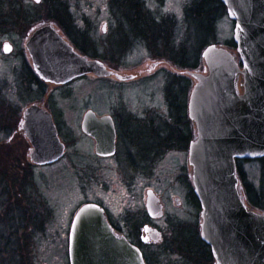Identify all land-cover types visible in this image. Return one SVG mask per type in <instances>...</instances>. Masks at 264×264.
<instances>
[{
  "label": "rangeland",
  "instance_id": "rangeland-1",
  "mask_svg": "<svg viewBox=\"0 0 264 264\" xmlns=\"http://www.w3.org/2000/svg\"><path fill=\"white\" fill-rule=\"evenodd\" d=\"M155 1L159 2L158 10L169 21L176 24L177 45L137 44L127 51H120L118 55L111 50L116 46H101L100 52L102 54L105 52V57L108 59H118L114 61V65L126 68H137L148 57L156 56L157 59L162 60V64L156 67V71H162L148 80L127 86H113L108 83L87 85L80 82L50 96L51 106L60 119L67 124L65 130L75 135L71 138L73 140L69 141L72 165H88L93 167L94 171L87 174L68 171L69 173L62 174L60 169H57L55 173L50 168H39L34 173L36 194H33V200L24 199L23 202H19L16 196H13L15 193L13 190L9 194L8 203H6L7 199H4L6 203L4 211L3 199L0 196V247L2 243L5 246L8 239L13 241L14 246L10 247L18 245L15 243V237L7 238L6 236L10 225L17 222L16 217H19L21 209L14 211L15 219L11 221L12 223L7 214L12 212V203H18L27 207L26 209L31 214L27 216L28 224L23 228L27 233H21V236H24L20 238L22 245L19 244L20 246L15 249H27L25 257L33 264H70L69 228L76 211L83 203L98 201L109 207L115 221L126 222L129 219L133 229L140 231L143 230L145 223L151 222L146 212V197L148 190L152 189L165 205L164 218L156 222L163 238L153 246L143 247L148 256L152 251L158 254L159 262L153 260V264H208L205 261L199 263L189 261L185 249H177L176 246L179 227L184 223L198 224L201 211L188 179L186 169L188 157L185 147L180 148V151L167 150L157 160L154 156H150L151 163L156 161L142 173L133 172L121 166L120 160L105 163L104 166L107 168L99 171L98 162L91 155L89 144L78 136L80 118L88 107L99 112L110 111L113 106L128 108L127 111L132 110L136 114L145 115L146 119L150 118L151 127L154 130H158L159 122L172 125L171 130H173L179 122L175 121L177 118L173 116L175 111L171 110L169 99L173 98L175 103L179 104L180 102L187 103V95L193 85L191 77L185 76L180 71L188 68L189 70L199 69L202 72L205 70L202 60L203 49L211 43L228 45L233 41L234 22L228 17L226 10L220 8L221 13L214 21V33H212L211 31L206 32L201 27V23L207 25L205 20L201 19L194 25L192 24L188 11L194 0ZM98 4L102 5V0H80L78 5L91 11V6ZM151 4L156 5L155 2ZM4 42L5 36L0 33V122L5 117H11L17 122L27 105L39 94L37 90L32 89L30 83L22 80L21 69L25 68L21 64L24 60L20 54L23 49L22 44L16 43L14 54L6 55L3 52ZM178 50H182L179 51L182 53H176ZM171 94L176 96H171ZM185 121H187L186 118ZM181 125L190 130L188 123L187 126ZM5 137L7 135L0 131V162H5L4 156H6L7 161L9 160L11 166L14 167L17 163L14 151L25 153L27 144L13 140L5 147L3 140ZM262 162L242 161L238 163V169L243 173L246 182L258 191H261L263 186ZM80 174L85 177V180L79 178ZM55 175L59 179L55 180ZM11 196H13L12 199H10ZM177 197L180 199L179 204L175 201ZM36 215H40L42 220L39 218L36 220ZM18 254L21 259V253ZM5 259L6 255L0 256V263H6Z\"/></svg>",
  "mask_w": 264,
  "mask_h": 264
},
{
  "label": "water",
  "instance_id": "water-1",
  "mask_svg": "<svg viewBox=\"0 0 264 264\" xmlns=\"http://www.w3.org/2000/svg\"><path fill=\"white\" fill-rule=\"evenodd\" d=\"M221 1L235 22L237 49L211 44L202 53L206 74L199 69L180 71L196 80L188 105L189 117L197 125L189 150V179L201 205L200 236L210 246L214 264H264V211L248 205L236 163L237 159L264 158V0ZM57 38L54 29L43 26L26 44L42 79L68 82L92 73L99 77L117 74ZM4 50L10 53L11 45L5 43ZM25 119L35 162L46 164L61 157L65 146L56 131H49L50 140L41 138L44 132L34 131L40 126L50 128L51 114L30 106ZM98 121L95 112L88 111L84 130L107 147L103 154H111L114 130L99 135ZM146 210L153 220L165 214L152 189L147 192ZM144 230L153 241L161 239L157 229L146 225ZM69 258L70 264H146L141 250L114 231L105 210L95 203L83 205L75 215Z\"/></svg>",
  "mask_w": 264,
  "mask_h": 264
},
{
  "label": "flooded vegetation",
  "instance_id": "flooded-vegetation-1",
  "mask_svg": "<svg viewBox=\"0 0 264 264\" xmlns=\"http://www.w3.org/2000/svg\"><path fill=\"white\" fill-rule=\"evenodd\" d=\"M79 1L80 0H40L39 2H37V0L1 1L0 33L5 36L3 52L6 55H13L16 50V43L22 44L23 49L20 54H22L24 60L21 64L25 67L21 69L22 80H24L25 83H30L32 89L37 90L39 94L36 99L27 105L17 122L15 119H11V117H5L1 119L2 121L0 122V131L7 135V137L3 139L5 147L13 140L16 142H25L27 144V150L25 149L26 155L24 151H14L16 154L15 160L17 161L14 167L11 166L9 160L7 161L6 156H4L5 162H0V196L3 199L2 208H4V211L6 203H8L9 194L13 190L15 191L13 196H16L19 202H22L24 199L33 200V194H36L35 183L33 181L36 169L50 168L53 169L55 173L57 169H60L62 174L72 171L87 174L94 171V168L88 165H72L69 141L73 140L71 138H74L75 135H71L65 130L67 127L66 122L60 119L58 113H56L51 106L50 96L53 93L61 92L80 82H84L87 85L93 83H108L113 86H127L135 82L148 80L162 71H156V67L162 64L161 58L157 59L156 56L148 57L145 60L146 62L144 61L137 68H126L119 67L116 64L114 65V61H118V59H108L105 57L106 53L104 52L102 54L100 52L101 46H116V48L111 50L118 55L120 51H127L131 46L137 44L145 46L178 44V38L176 37L177 26L158 10V6H160L158 5V1L102 0V5H92L90 8L91 11L79 6ZM151 2H155L156 5L152 6ZM43 26H50L55 30L58 37L56 39L57 42L69 44L81 55L87 56L90 59L102 61L109 70L117 72V74L115 76L99 77L92 73L68 82H56L42 79L33 68L31 58L26 49V44L34 36L35 32ZM5 43L11 45L12 50L10 53L5 52ZM101 54L105 58H103ZM202 73L206 74L207 70H203ZM24 75L26 77H24ZM118 75L123 77L131 76V78L123 80L119 78ZM185 76L191 77L190 75ZM190 79L193 83L190 90L191 93L196 80L193 77ZM42 92L44 94H41ZM190 93L187 95V103L185 102V104L181 102L180 104L177 102L175 103V100L169 96L172 98L171 100L169 99L171 110L175 111V113L173 112V116L177 118L175 121L179 122V125L174 127L173 130H171L172 125L159 122L157 126L160 132L158 133V130H154L151 127L152 121L150 118L146 119V117H144L145 115L136 114L132 110L127 111L128 108L113 106L110 111L99 112L92 107H88L80 118L78 136L89 144L91 155L96 158L98 162L99 171L107 168L104 166L105 163L112 161L119 162L120 160L119 164L121 166L123 165L130 171L142 173L151 167V164L155 163L157 158L165 151H180V148L185 147L188 157L186 169L189 179L191 170L189 150L191 142L195 139L197 133V125L189 117L188 105ZM173 95L174 94H171V96ZM30 106H38L43 112L51 114L52 120L50 128L40 126L34 129V131L44 132L39 134L43 140H50L49 131H56L58 139L65 146L63 155L52 162L38 164L31 156L34 151V146L32 145V138L29 136L30 129L26 128L25 119V111ZM90 110L94 111L99 118L96 125V130L100 132L99 135L104 136L106 133H111V130H114L115 146L114 152L111 154H103L104 151L107 150V147H105L104 144L99 145V140L84 130L85 116ZM185 118L187 121H185ZM187 123L190 125V130L188 127L183 128L181 125L184 124V126H187ZM150 156H154L156 159L152 163L150 162ZM242 161L244 160H237L238 163ZM79 176L81 180H85L83 175L80 174ZM54 177L55 180L59 179L56 175ZM13 196H11L10 199H12ZM4 199H7L6 203ZM86 203H97L104 208L107 219L114 231L118 234L125 235L132 243L138 246L147 264L159 262L157 259L159 256L155 251H152L148 256L143 249L144 246H153L156 244L148 238L147 233L143 230L136 231V229H133V225L129 219L126 222L121 220L115 221L109 207L98 201H88L82 205ZM18 205L20 204L12 203L11 211L13 212L16 208L18 209ZM27 215L30 214L27 213ZM22 217L23 213H20L17 219L22 220ZM74 217L69 228V237ZM154 226L156 227V223H154Z\"/></svg>",
  "mask_w": 264,
  "mask_h": 264
},
{
  "label": "trees",
  "instance_id": "trees-1",
  "mask_svg": "<svg viewBox=\"0 0 264 264\" xmlns=\"http://www.w3.org/2000/svg\"><path fill=\"white\" fill-rule=\"evenodd\" d=\"M1 3V2H0ZM220 8L226 10L225 6L223 5V3L220 0H194L192 3V6L189 8L188 11V15L191 16L192 18V24L194 25L195 22H197L198 20H205L204 22L208 25H204L203 23H201V27L207 32V31H211L212 33H214V21L216 19L217 16H219V13H221V11L219 12ZM207 19V21H206ZM214 36V34H213ZM229 47L235 49L236 45L233 41L230 42V44H228ZM168 49V47H167ZM173 51V50H172ZM179 51L182 50H178L176 51V53L180 54L182 52L179 53ZM174 57V56H172ZM177 62V61H176ZM263 162V186L261 188V191H258V189H256L254 186L248 184L246 182V179L243 175V173L240 172V176H241V180L244 184V188H245V194H246V198L247 201L249 202L250 206L254 209H257L259 211H264V160H262ZM250 194H247V193ZM23 202V201H22ZM23 204V203H21ZM21 209V213H23V217L22 220L17 219L16 217V223L11 224L10 225V229L6 232V236L7 238H16L15 243H17L18 245H16L15 247H10V246H14L13 241L8 239L7 243L5 246H3V243L0 247V256L4 257L6 255V263L1 262L0 264H33V262H31L27 257H25L27 255V249H15L18 248L21 244L20 242V238L24 237L21 236V233H27L24 232L26 231V229L24 230V226L26 224H28L27 222V213L31 214V212H29L24 205H18ZM26 209V210H24ZM17 210V208H16ZM15 211V210H14ZM14 211L13 212H9L7 214V217L9 219V221H13L14 218ZM37 214V213H36ZM36 220L39 218L40 220H42V217L40 215H36ZM130 221V220H129ZM12 223V222H11ZM192 225V226H191ZM27 228V227H26ZM176 246L177 249H185V254L188 258L189 261L192 262H202L205 261L208 264H212L213 262V258L210 252V248L209 246H207L200 238L199 235V226L198 224H183V226L179 227V232H178V236H176ZM22 241V240H21ZM2 242V241H1ZM20 244V245H19ZM5 248V249H2ZM24 249V250H23ZM21 253V259H19V254ZM156 253V252H155Z\"/></svg>",
  "mask_w": 264,
  "mask_h": 264
},
{
  "label": "snow or ice",
  "instance_id": "snow-or-ice-1",
  "mask_svg": "<svg viewBox=\"0 0 264 264\" xmlns=\"http://www.w3.org/2000/svg\"><path fill=\"white\" fill-rule=\"evenodd\" d=\"M37 2H39V0H37ZM8 46H6V48H7Z\"/></svg>",
  "mask_w": 264,
  "mask_h": 264
}]
</instances>
